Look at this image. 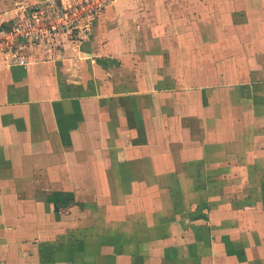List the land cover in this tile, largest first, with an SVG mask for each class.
Masks as SVG:
<instances>
[{"label":"crops","instance_id":"obj_1","mask_svg":"<svg viewBox=\"0 0 264 264\" xmlns=\"http://www.w3.org/2000/svg\"><path fill=\"white\" fill-rule=\"evenodd\" d=\"M91 30L0 50V264H264V0H117Z\"/></svg>","mask_w":264,"mask_h":264},{"label":"built area","instance_id":"obj_2","mask_svg":"<svg viewBox=\"0 0 264 264\" xmlns=\"http://www.w3.org/2000/svg\"><path fill=\"white\" fill-rule=\"evenodd\" d=\"M43 4L31 7L28 14L7 30L0 39V50L11 64H26L18 40H34L47 35L67 32L86 38L91 34L95 16L117 0H82L80 3L64 6L57 0H43Z\"/></svg>","mask_w":264,"mask_h":264},{"label":"rangeland","instance_id":"obj_3","mask_svg":"<svg viewBox=\"0 0 264 264\" xmlns=\"http://www.w3.org/2000/svg\"><path fill=\"white\" fill-rule=\"evenodd\" d=\"M28 1V0H27ZM32 4H34V3H29V2H26V3H22V5L21 6H25V7H27V8H31L32 6ZM37 5V4H36ZM29 6H31V7H29Z\"/></svg>","mask_w":264,"mask_h":264}]
</instances>
